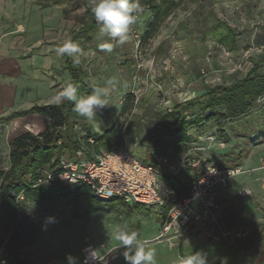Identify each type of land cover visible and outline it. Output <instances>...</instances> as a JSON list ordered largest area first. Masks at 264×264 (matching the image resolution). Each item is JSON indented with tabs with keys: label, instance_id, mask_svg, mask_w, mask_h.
Here are the masks:
<instances>
[{
	"label": "rangeland",
	"instance_id": "rangeland-1",
	"mask_svg": "<svg viewBox=\"0 0 264 264\" xmlns=\"http://www.w3.org/2000/svg\"><path fill=\"white\" fill-rule=\"evenodd\" d=\"M14 1L21 7L31 6V10L41 9L46 40H68L70 31L79 27L86 16L84 0ZM89 2L93 4V0ZM142 8L137 22L130 27L129 41L115 47L113 52L99 50V25L95 41L90 45L84 43V55L79 64L75 63L84 72V79L96 87L105 86L109 79L115 78L119 86L108 98L110 106L98 112L94 120L78 121L75 128L79 136L87 132L85 123L92 132H103L119 114L125 95L131 92L135 99L132 110L119 116L118 121L122 130L127 120L139 124L137 132L131 131L126 136L124 146L144 163L147 134L155 127L156 112L168 110L175 102L198 97L206 91V85L230 81L232 76L249 68L252 55L264 47V0H184L162 18L156 31L145 40L142 36L152 15L149 8ZM221 21L234 27L238 34L234 50L218 42L223 29H215V25ZM32 31L35 35V26ZM35 49L41 52L50 49L46 54V60L50 62L45 70L51 72L53 88L60 90L71 79L65 56L57 55L54 46H36ZM42 62L43 58L37 60L35 66L39 67ZM48 102H53V97ZM259 103H264V98ZM246 120L226 124L223 133L217 131L215 123L205 121L190 129L192 136L198 138L196 143L189 144L191 158L197 159L198 156L214 165L238 164L244 169H252L251 174L235 176L222 193L224 208L220 212V223L229 231L231 245L221 238L216 244L210 243L208 234L203 231L190 234L191 240L186 245L170 248L166 241L155 239L162 217L150 207L126 204L120 198L109 201L108 210L75 217L72 209L83 207V202L74 199L59 200L52 205L49 202H29L30 212L48 219L30 249V261L32 264H67L66 256L72 254L77 258V264H82L81 249L91 243L98 254L110 252L109 264H126L124 249L113 250L118 245L114 239L115 228L126 225L139 233L146 247L156 250V264H174L178 256L196 250L206 252L212 264H264V205L257 200V194L248 198L238 196V191L246 186L254 193L262 194L264 190L260 180L263 170L256 168L264 162V136L260 139L259 136L251 137L252 128L264 124V112L257 111ZM20 129L38 131L40 128H31L27 124ZM4 148L0 143L2 167L8 165ZM180 158L181 155H171L172 162L177 165ZM154 168L158 185L162 188L169 172L159 164ZM183 170L180 167L179 175L184 174ZM186 171L189 175L184 181L188 182L199 175L200 166ZM53 207L55 213H51ZM259 226L261 229H257ZM247 232L250 235L246 237ZM237 233L241 236L237 237Z\"/></svg>",
	"mask_w": 264,
	"mask_h": 264
},
{
	"label": "trees",
	"instance_id": "trees-1",
	"mask_svg": "<svg viewBox=\"0 0 264 264\" xmlns=\"http://www.w3.org/2000/svg\"><path fill=\"white\" fill-rule=\"evenodd\" d=\"M183 1L139 0L141 6L149 8L152 15L142 39L152 36L162 18L178 8ZM84 4L86 16L79 27L70 31L68 39L81 48L84 47L85 42L92 44L98 36V24L91 11L92 5L89 0H84ZM215 27V29H223L219 34L218 42L228 46L229 50H234L238 35L235 28L224 21L217 22ZM63 42L52 43L59 47ZM65 61L71 74L68 83L77 86L80 97L90 94L94 86L84 79L81 68L76 66L70 57L65 56ZM263 96L264 47L256 55H252L249 68L240 75L232 76L230 81L223 80L206 85V91L200 96L175 102L168 110L156 112L155 127L150 128L147 134V148L143 162L153 166L158 165L162 154H167L171 162L173 154L182 157L183 154L188 153L189 157H192L189 144L198 139L190 132L193 126L200 125L204 121L213 122L217 131L223 133L226 124L244 123L253 113L261 110L264 112V103H259V99ZM134 103V95L128 92L121 103L119 114L103 132H92L89 124L85 123L87 132L83 136L78 135L75 125L84 118L79 117L73 111L74 105L67 101L60 105L34 104L28 109L15 111L4 118L9 120L15 116L37 113L47 118L49 123L38 133L23 131L15 135L8 143V165L0 166V264H32L30 249L48 219L30 212L29 202H49L51 205L59 200L74 199L83 202V207L75 206L72 209L71 213L74 217L109 209L108 202L115 198H98L83 183L38 184L37 181L46 166H49L47 167L49 169L55 168L61 159L74 158L78 149H82L89 158L92 152L101 149L110 151L123 147L126 136L131 131L137 132L139 124L127 120L122 130L118 119L119 116L131 112ZM251 134L252 139L258 136L260 139L264 136V124L253 127ZM171 150H174V153H171ZM197 159L200 162L199 166L208 161L198 156ZM182 167L184 174L179 175L178 170L176 174L169 172L164 177L165 184L175 195L186 193L196 179L194 177L188 182L184 181L189 175L186 170L191 168ZM55 212L53 207L51 213ZM249 235L248 233L245 236Z\"/></svg>",
	"mask_w": 264,
	"mask_h": 264
},
{
	"label": "built area",
	"instance_id": "built-area-1",
	"mask_svg": "<svg viewBox=\"0 0 264 264\" xmlns=\"http://www.w3.org/2000/svg\"><path fill=\"white\" fill-rule=\"evenodd\" d=\"M91 155L88 158L82 149L76 150L74 158L61 159L55 168H44L38 184L83 183L98 198H120L126 204L150 207L162 217L155 239L166 241L170 248L186 245L190 234L203 231L232 244L229 231L221 228L217 216L219 190L226 189L235 176L251 174L252 169L203 164L187 192L175 195L168 186L160 188L154 166L142 163L126 146L110 151L101 149ZM159 165L176 174L180 167H197L200 162L185 153L177 165L167 154H162ZM258 169L264 170V162ZM238 194L248 196L250 189L243 188ZM81 252L82 264H109L111 258L110 252L98 254L91 243L83 246Z\"/></svg>",
	"mask_w": 264,
	"mask_h": 264
},
{
	"label": "crops",
	"instance_id": "crops-1",
	"mask_svg": "<svg viewBox=\"0 0 264 264\" xmlns=\"http://www.w3.org/2000/svg\"><path fill=\"white\" fill-rule=\"evenodd\" d=\"M40 10H31V6L27 5L21 7L14 0H0V143L5 146L6 156H8L9 141L20 132L28 131L20 129L22 125L28 124L31 125V128H40L38 131H31L38 133L46 128L49 120L37 113L15 116L9 120L4 118L15 111L28 109L34 104L54 103L48 102V100L58 92L53 88L51 72L45 70L46 65L50 62L46 60L48 58L46 54L50 49H43L42 52L35 49L36 46H41V48L56 47L52 43L54 41L45 39V20L41 17L43 14L39 12ZM33 26H35V35L38 34L37 36L32 35ZM42 58L43 62L39 67H36V61ZM262 172L264 173V170ZM260 180L264 188V174ZM163 186L167 185L164 183ZM243 188L250 189V194L245 196L246 198L252 195L254 197L257 194V200L264 205V190L261 194L260 192L254 193L250 187ZM223 192L224 190H219L218 194L217 216L219 223L220 212L224 208L222 205ZM159 217L161 216L159 215ZM161 221L162 219L159 221V227ZM221 228L225 229L222 226ZM257 229H261V227L259 226ZM207 239L210 243L216 244L220 237L208 235ZM210 264H212L211 261Z\"/></svg>",
	"mask_w": 264,
	"mask_h": 264
},
{
	"label": "clouds",
	"instance_id": "clouds-1",
	"mask_svg": "<svg viewBox=\"0 0 264 264\" xmlns=\"http://www.w3.org/2000/svg\"><path fill=\"white\" fill-rule=\"evenodd\" d=\"M91 11L99 27L98 44L100 51L113 52L115 47L126 44L130 39V27L138 20V14L143 11L139 0H93ZM59 56L73 58L74 63H80L84 55L82 48L71 40H65L56 48ZM119 86L115 78L109 79L105 86H96L91 94L80 97L77 86L73 83L65 84L54 97L57 105L67 101L72 103L73 111L86 120H94L97 113L110 106L109 97ZM114 239L118 242L116 248H123L126 264H156V250L146 247V242L139 238V233L128 226H117ZM67 264H77V258L72 254L66 256ZM174 264H210L208 254L202 250L192 251L176 258Z\"/></svg>",
	"mask_w": 264,
	"mask_h": 264
}]
</instances>
